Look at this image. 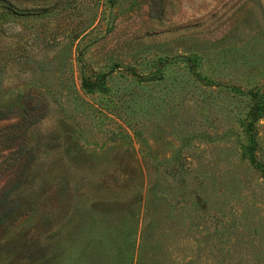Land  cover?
<instances>
[{
	"label": "rangeland",
	"instance_id": "obj_1",
	"mask_svg": "<svg viewBox=\"0 0 264 264\" xmlns=\"http://www.w3.org/2000/svg\"><path fill=\"white\" fill-rule=\"evenodd\" d=\"M257 99L264 0H0V264H264Z\"/></svg>",
	"mask_w": 264,
	"mask_h": 264
},
{
	"label": "trees",
	"instance_id": "obj_2",
	"mask_svg": "<svg viewBox=\"0 0 264 264\" xmlns=\"http://www.w3.org/2000/svg\"><path fill=\"white\" fill-rule=\"evenodd\" d=\"M262 111H264V101H261L260 99L255 100L248 110L247 115L249 118V122L245 126V131L247 132V142L251 144V146H254L252 124L260 117ZM246 159L251 164L255 162L252 153L248 154L246 156ZM262 169L264 170V168ZM148 207L149 203L147 201V203L145 204V209H148ZM137 215L138 212L134 213V216L132 217V219H130V222L126 224V226L129 224H135V221L137 222ZM114 226V230L116 233L120 227L118 224H115ZM130 230H132V228H123L122 233H117L115 236H113L111 252L108 255L106 254V252H100L96 264H107V262H109L107 261L108 258H110L109 264H148V259H151L152 252L157 246V237L154 234H148L147 232H145L146 230L142 231L139 244L137 245L135 232L131 233ZM152 243L153 246H150V244ZM85 255L86 257H84V259L86 261V264H88L90 257L88 253ZM185 259H187L186 256H179V258L177 259V264H182ZM151 263L162 264V259L154 260Z\"/></svg>",
	"mask_w": 264,
	"mask_h": 264
}]
</instances>
